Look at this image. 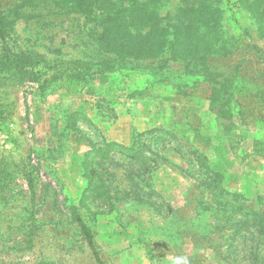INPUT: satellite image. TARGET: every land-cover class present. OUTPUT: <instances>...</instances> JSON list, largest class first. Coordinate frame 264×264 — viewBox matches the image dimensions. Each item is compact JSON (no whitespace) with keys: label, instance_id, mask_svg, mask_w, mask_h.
I'll use <instances>...</instances> for the list:
<instances>
[{"label":"rangeland","instance_id":"obj_1","mask_svg":"<svg viewBox=\"0 0 264 264\" xmlns=\"http://www.w3.org/2000/svg\"><path fill=\"white\" fill-rule=\"evenodd\" d=\"M188 1L169 2L182 3L187 16L175 22L178 39L168 35L172 59L125 55L122 62L105 28L86 31L99 28L94 19L0 0V264H264V186L258 199L211 168L205 139L195 147L190 127L182 128L197 118L184 113L181 123L177 110L148 123L159 130L136 136L134 156L109 145L126 144L124 136L151 121L136 114L139 97L159 114L153 102L162 94H189L215 112L225 141L242 156L247 149L246 175L262 177L264 36L255 18L263 16L249 13L250 0L242 10L231 0L223 13ZM20 54L40 61L24 63ZM86 63L115 67L44 85L33 73ZM107 75L114 99L95 85Z\"/></svg>","mask_w":264,"mask_h":264},{"label":"trees","instance_id":"obj_2","mask_svg":"<svg viewBox=\"0 0 264 264\" xmlns=\"http://www.w3.org/2000/svg\"><path fill=\"white\" fill-rule=\"evenodd\" d=\"M25 1L27 5H37L39 7V10H46L47 6L52 5V7L54 8V13L57 15L73 13L83 15L85 17H90V19H94L93 21L95 22L93 23H95L99 27L98 29L100 31L94 27H89L86 31H92L93 34L100 35L99 33L101 32V29L105 28L106 31L101 32V35H105L106 38H109L108 41L113 43L114 47H111V49H113L111 51H113L117 55H120L121 57L118 58L121 59L122 62L127 61V59H125V55H142V57L144 58L166 55V60L172 59V52L168 44L170 40V38H168V35L176 37L177 34L175 22L182 21L180 19L187 20V16L183 13V8H181L184 6H180L182 3L173 2L172 5H169V2L171 3V0H153L155 1V5L153 7L151 5H147V2H149V0ZM190 1L196 5L209 4V9L217 8V11L222 13L226 8H228V4L231 3V0H216L215 2L205 0ZM190 1H188L185 6L190 5ZM235 2L240 4L238 9L242 10L241 6L242 4L244 5L246 0H235ZM250 2L252 4V9L249 10V13H253L255 15L257 14L260 17L263 16L261 19L255 18V20L256 22H258V20L262 22V25L257 27V30L260 36H264V0H250ZM251 14L247 13L249 17L251 16ZM231 16L233 17L234 22L241 28V30L245 31L244 25H241L240 15L238 16L237 14L236 17L235 13H233L231 14ZM210 28L211 25H209L207 28H204L202 30V34H204L206 30H210ZM179 33L182 34V31H179ZM216 39L219 40V38ZM218 48L221 52V50H223L224 48V45ZM206 49L210 50V47H205L203 51L204 54L209 53V51ZM18 57L22 58L24 63L30 65H36L37 62L40 61L39 59H36L35 57L27 54H20ZM45 66L46 65H44L43 67ZM74 66L78 67L77 65ZM85 67L86 68L84 69H66L64 68V66L47 65L46 69H37L36 71H33V73L42 74L43 83L41 85H44L45 82L47 83L61 79H83L85 74L87 73H99L108 71L107 69H98L100 67H108L109 69V67H115V65L112 63H99L96 65L86 63ZM92 67H97V70L90 71ZM160 74L164 75L163 73ZM158 130L159 128H150L145 132L139 131L137 133H134L131 144L110 142L109 145H113L114 148H116L119 152L134 156L135 153H141V147L136 146L135 144V141L138 139V137L136 136H141L142 134L152 133ZM161 137V134H154V138ZM215 172L220 171L216 170ZM213 174L215 173L213 172ZM256 196L258 199H261L263 195L261 193H258L256 194ZM77 220L80 223L81 230L85 235L89 247L91 248L96 260L99 261L100 259L98 253L94 247L92 237L87 227L80 219Z\"/></svg>","mask_w":264,"mask_h":264},{"label":"crops","instance_id":"obj_3","mask_svg":"<svg viewBox=\"0 0 264 264\" xmlns=\"http://www.w3.org/2000/svg\"><path fill=\"white\" fill-rule=\"evenodd\" d=\"M103 78V79H102ZM101 82L103 83H96L95 85L99 87V93L102 96H105L108 99H114L112 96L113 93V83L111 81V76H102ZM106 83H104L105 81ZM101 88L105 91L106 94H111L109 97H107L104 93L101 92ZM117 93V91H116ZM118 96V95H117ZM189 97L194 100L192 96H185L184 94H175V95H169V94H162L159 98L154 100L155 104L159 105L160 108L158 109L160 112L159 114H156L154 111L149 112L147 108H145L143 105L146 103L147 99L145 97H139L137 99V105L139 107L136 109L137 115H141V113H149V120L147 123H142L143 127H137L136 130L145 132L147 129H150L151 127L149 124H152L156 126V122L158 123L163 119L165 114H169L170 111H177L181 110L180 119L181 123H183V118L181 116H184L185 114H188L191 117H195L198 119L197 125L190 124V125H182V128L190 127V129L187 131L189 133L188 138L190 142L195 144V147H200L197 142H195V139L197 138H204V141H200L201 148L203 149L205 155L208 157L211 168L215 170H220L225 176H229L228 181L230 182H238L240 186L243 189V192H251L256 194H260L262 192V188H260V184L263 186L264 183V170L262 171V177L258 180H255L254 178H251L247 176L248 169L246 168L245 162L247 161V149L244 151V155H241V147L237 148L236 146L230 145L229 142L225 141V134L219 130L217 123H216V114L211 110V108L203 103H199V105H195L196 103L194 101H191ZM150 99V98H149ZM152 100V99H151ZM190 100V101H189ZM152 102V101H150ZM190 103V105H189ZM186 109L188 111H186ZM183 113V114H182ZM185 113V114H184ZM155 114L158 117H154ZM88 116H91L88 114ZM149 126V127H148ZM232 135L234 134V131L230 132ZM123 135V133H122ZM128 135V136H127ZM126 136V144H131L132 142V133H128ZM234 136V135H233ZM129 137V138H127ZM217 153H221V160L217 158ZM243 161V163H242ZM240 168V169H239ZM236 175V177H234ZM231 176V177H230Z\"/></svg>","mask_w":264,"mask_h":264}]
</instances>
